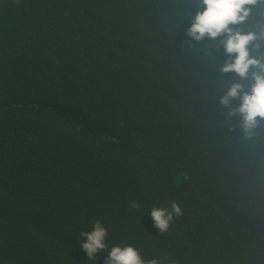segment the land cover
Masks as SVG:
<instances>
[{"label":"trees","instance_id":"trees-1","mask_svg":"<svg viewBox=\"0 0 264 264\" xmlns=\"http://www.w3.org/2000/svg\"><path fill=\"white\" fill-rule=\"evenodd\" d=\"M197 10L0 0V264H105L79 237L97 220L159 264H264V120L248 137L222 109L237 75L188 35Z\"/></svg>","mask_w":264,"mask_h":264},{"label":"clouds","instance_id":"clouds-1","mask_svg":"<svg viewBox=\"0 0 264 264\" xmlns=\"http://www.w3.org/2000/svg\"><path fill=\"white\" fill-rule=\"evenodd\" d=\"M188 3L198 9L195 14L187 13L192 21L188 35L197 41L207 36L213 45H223L226 56L219 61V71L237 75L236 81L226 82L227 91L219 98L222 109L228 116L240 114L241 126L248 137L258 134L260 122L264 120V52L261 51L264 48V0H188ZM254 9L258 10L255 14ZM250 20L252 23L248 25ZM245 81L251 82L250 91L246 90ZM237 100L240 103L233 107ZM138 207L137 201L129 202L130 210ZM149 212L155 226L167 232L183 210L173 201L170 207L153 206ZM108 234V228L99 220L91 231H81L79 237L86 238L81 241V247L88 259H97L100 253L107 252L105 264H159L157 258L145 260L132 244L109 247Z\"/></svg>","mask_w":264,"mask_h":264},{"label":"bare ground","instance_id":"bare-ground-1","mask_svg":"<svg viewBox=\"0 0 264 264\" xmlns=\"http://www.w3.org/2000/svg\"><path fill=\"white\" fill-rule=\"evenodd\" d=\"M188 136V138H190V135H189V133H186V137Z\"/></svg>","mask_w":264,"mask_h":264},{"label":"rangeland","instance_id":"rangeland-1","mask_svg":"<svg viewBox=\"0 0 264 264\" xmlns=\"http://www.w3.org/2000/svg\"><path fill=\"white\" fill-rule=\"evenodd\" d=\"M14 1H16V2H17V0H14Z\"/></svg>","mask_w":264,"mask_h":264}]
</instances>
